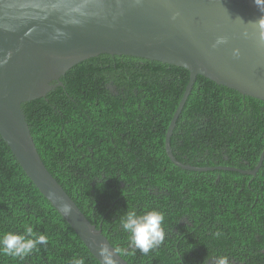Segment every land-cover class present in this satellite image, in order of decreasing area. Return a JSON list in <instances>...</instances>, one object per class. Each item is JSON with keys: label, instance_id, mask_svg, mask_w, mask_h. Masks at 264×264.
Returning a JSON list of instances; mask_svg holds the SVG:
<instances>
[{"label": "trees", "instance_id": "trees-1", "mask_svg": "<svg viewBox=\"0 0 264 264\" xmlns=\"http://www.w3.org/2000/svg\"><path fill=\"white\" fill-rule=\"evenodd\" d=\"M120 57L83 61L60 78L62 87L52 82L45 97L22 104L48 172L128 264H219L220 258L227 264H264V155L254 175L174 166L164 140L189 73ZM110 83L117 95L108 90ZM181 111L169 139L177 161L196 168L254 170L264 151V102L197 76ZM151 210L164 217L165 239L148 254L133 252L120 217ZM185 215L192 226L179 225ZM27 226L45 235L47 245L23 260L0 254V264H71L73 257L99 264L0 137V236L22 235Z\"/></svg>", "mask_w": 264, "mask_h": 264}, {"label": "water", "instance_id": "water-1", "mask_svg": "<svg viewBox=\"0 0 264 264\" xmlns=\"http://www.w3.org/2000/svg\"><path fill=\"white\" fill-rule=\"evenodd\" d=\"M254 0H0V137L39 193L102 264L100 245L114 264H128L91 224L44 166L30 134L22 104L62 87L60 78L99 55L127 56L186 70L188 83L167 128L165 154L179 169L169 139L197 76L264 102V20ZM227 43L214 47L217 38ZM239 49V58L232 55ZM11 53L9 58L8 54ZM71 213L65 215L62 205Z\"/></svg>", "mask_w": 264, "mask_h": 264}, {"label": "clouds", "instance_id": "clouds-1", "mask_svg": "<svg viewBox=\"0 0 264 264\" xmlns=\"http://www.w3.org/2000/svg\"><path fill=\"white\" fill-rule=\"evenodd\" d=\"M254 4L262 14L260 19L256 21L259 25L261 20H264V0H254ZM261 38L264 39V29L261 30ZM226 43L227 39L225 37H219L214 47ZM232 55L234 58H239V49H233ZM8 56L10 58L11 53ZM6 62L7 60L0 61V67L4 66ZM62 210L65 215L71 213V208L67 204L62 205ZM163 219V215L156 210L145 212L142 215H138L135 211H126L120 217V225L123 231L129 235V247L133 249V252L139 250L142 254H148L151 250L163 243L165 239V233L162 227ZM47 243L48 238L45 235H36L34 234L33 228L27 226L25 233L22 235L8 232L0 236V254L23 260L34 251H39V245L46 246ZM98 253L101 257L102 264H114L111 258V252L106 246L100 245ZM71 264H85V259L83 257H73ZM219 264H227L226 258H220Z\"/></svg>", "mask_w": 264, "mask_h": 264}, {"label": "bare ground", "instance_id": "bare-ground-1", "mask_svg": "<svg viewBox=\"0 0 264 264\" xmlns=\"http://www.w3.org/2000/svg\"><path fill=\"white\" fill-rule=\"evenodd\" d=\"M112 58H113V57H112ZM120 58H121V57H120ZM126 60H127V59H126ZM96 62H97V61H96ZM118 62H119V61H118ZM105 63H106V62H105ZM86 65H87V64H86ZM114 66H115V65H114ZM116 66H117V65H116ZM128 66H129V65H128ZM125 67H126V66H125ZM125 67H124V68H125ZM167 67H168V66H167ZM114 68H115V67H114ZM120 68H122V67H120ZM132 68H133V67H132ZM160 68H161V67H160ZM107 70H109V69H107ZM107 70H106V71H107ZM135 70H136V69H135ZM173 70H174V69H173ZM112 71H113V70H112ZM126 71H127V70H126ZM120 72H121V71H120ZM177 72H178V71H177ZM114 73H115V72H114ZM152 73L154 74V72H152ZM152 73H151V74H152ZM78 74H79V73H78ZM93 74H94V73H93ZM115 74H117V73H115ZM127 74H128V72H127ZM133 74H134V73H133ZM181 74H183V73H181ZM83 77H84V76H83ZM104 77H105V76H104ZM120 77H121V76H120ZM138 77H139V75H138ZM146 78H147V77H146ZM141 79H142V78H141ZM119 81H120V79H119ZM136 82H137V81H136ZM179 82H180V81H179ZM184 82H185V81H184ZM130 83H131V82H130ZM98 84H99V83H98ZM172 84H173V83H172ZM113 85H114V84H113ZM177 87H178V86H177ZM137 88H138V86H137ZM103 89H104V88H103ZM130 89H131V88H130ZM135 89H136V88H135ZM174 89H175V88H174ZM139 90H140V88H139ZM193 90H194V89H193ZM67 92H68V91H67ZM170 92H171V91H170ZM178 92H179V91H178ZM172 93H173V92H172ZM174 93H175V92H174ZM192 93H193V91H192ZM72 94H73V93H72ZM72 94H71V95H72ZM151 94H153V93H151ZM69 95H70V94H69ZM71 95H70V96H71ZM83 95H84V94H83ZM156 95H157V94H156ZM168 96H169V95H168ZM131 97H132V96H131ZM152 98H153V97H152ZM177 98H178V97H177ZM79 100H80V99H79ZM152 100H153V99H152ZM82 102H83V101H82ZM87 102H88V101H87ZM136 102H137V101H136ZM50 103H51V102H50ZM50 103H49V104H50ZM85 103H86V101H85ZM91 103H92V102H91ZM98 103H99V102H98ZM99 104H100V103H99ZM53 105H54V104H53ZM84 105H85V104H84ZM97 105H98V104H97ZM56 106H58V105H56ZM86 106H87V105H86ZM114 106H115V105H114ZM99 107H100V106H99ZM87 108L89 109L90 107H87ZM97 108H98V107H97ZM129 108H130V107H129ZM83 109H85V108H83ZM83 109H82V110H83ZM95 110H96V109H95ZM120 110H121V109H120ZM148 110H149V109H148ZM183 110H184V109H183ZM116 111H117V110H116ZM122 111H123V110H122ZM52 112H53V111H52ZM102 112H103V111H102ZM112 112H113V111H112ZM118 112H119V111H118ZM123 112H124V111H123ZM181 112H182V111H181ZM183 112H184V111H183ZM63 114H64V113H63ZM113 114H114V113H113ZM115 114H116V113H115ZM124 114H125V113H124ZM68 115H69V114H68ZM117 115H118V113L116 114V117H117ZM125 115H126V114H125ZM182 115H183V114H182ZM63 116H64V115H63ZM114 116H115V115H114ZM127 116H128V115H127ZM109 117H110V116H109ZM135 117H136V116H135ZM211 118H212V117H211ZM118 119H119V117H118ZM99 120H100V119H99ZM127 120H128V119H127ZM133 120H134V119H133ZM128 122H129V121H128ZM130 123H131V122H130ZM140 125H141V124H140ZM114 126H115V125H114ZM114 126H113V127H114ZM141 127H142V126H141ZM116 128H117V126H116ZM107 129H108V128H107ZM137 129H138V128H137ZM97 130H98V128H97ZM103 130H105V129H103ZM112 131H113V130H112ZM127 131L129 132V130H127ZM241 131H242V130H241ZM114 132H115V131H114ZM120 132H121V131H120ZM134 132H135V131H134ZM138 132H139V131H138ZM129 134H131V133H129ZM144 134H145V133H144ZM132 135H133V133H132ZM104 136H105V135H104ZM89 137H91V135H90ZM89 137H88V138H89ZM91 138H92V137H91ZM96 141H97V140H96ZM77 142H78V140H77ZM101 142H102V141H101ZM134 142H135V141H134ZM134 142H133V143H134ZM137 143H138V142H137ZM83 146H84V145H83ZM87 146H88V144H87ZM133 147H134V146H133ZM99 148H100V147H99ZM80 149H81V148H80ZM98 151H100V150H98ZM101 151H102V150H101ZM139 152H140V151H139ZM97 154H98V153H97ZM92 160H93V159H92ZM129 166H130V165H129ZM148 168H149V166H148ZM148 170H150V168H149ZM142 173H143V172H142ZM150 173H151V172H150ZM150 173H148V174H150ZM136 176H137V175H136ZM153 177H154V176H153ZM110 178H111V177H110ZM154 178H155V177H154ZM181 181H182V180H181ZM144 182H145V181H144ZM154 182H155V181H154ZM185 182H186V181H185ZM111 183H112V182H111ZM141 183H142V182H141ZM115 184H116V183H115ZM127 184H128V183H127ZM133 184H134V183H133ZM143 185H144V184H143ZM112 187H113V186H112ZM145 187H146V186H145ZM127 188H128V187H127ZM178 188H179V187H178ZM192 188H194V187H192ZM189 189H190V188H189ZM192 190H193V189H192ZM195 190H196V189H195ZM159 191H160V190H159ZM188 192H189V191H188ZM126 194H127V193H126ZM178 194H179V193H178ZM98 195H99V194H98ZM118 195H119V194H118ZM134 195H135V194H134ZM197 195H198V194H196V196H197ZM151 196H152V195H151ZM188 196H189V195H188ZM196 196H194V197H196ZM100 197H101V196H100ZM104 197H105V196H104ZM189 197H190V196H189ZM194 197H193V198H194ZM198 197H199V196H198ZM186 198H187V197H186ZM123 199H124V198H123ZM131 199H132V198H131ZM135 199H136V198H135ZM196 199H197V198H196ZM200 199H201V198H199V200H198V199H197V200H198V201H201ZM95 200H96V199H95ZM203 200H205V199H203ZM131 202H132V201H131ZM135 203H136V202H135ZM194 203H195V202H194ZM200 203H201V202H200ZM202 203H203V202H202ZM123 204H124V203H123ZM131 204H132V203H131ZM164 204H166V203H164ZM204 204H205V203H204ZM90 205H91V204H90ZM127 205H128V204H127ZM133 205H134V204H133ZM135 205H136V204H135ZM207 205H208V204H207ZM103 206H104V205H103ZM107 206H108V205H107ZM128 206H129V205H128ZM158 206H159V205H158ZM195 206H196V204H195ZM195 206H194V207H195ZM205 206H206V205H205ZM117 207H118V206H117ZM102 208H103V207H102ZM178 208H179V207H178ZM178 208H177V209H178ZM198 208H199V206H198ZM205 208H206V207H205ZM126 209H128V208H126ZM126 209H125V210H126ZM194 209H195V208H194ZM199 209H200V208H199ZM206 209L208 210V208H206ZM206 209H204V210L206 211ZM112 210H113V209H112ZM112 210H111V211H112ZM196 210H197V209H196ZM204 210L202 209V211H204ZM101 211H102V210H101ZM202 211H201V212H202ZM205 211H204V212H205ZM208 213H209V212H208ZM204 214H205V213H204ZM175 215H176V214H175ZM194 215H195V214H194ZM198 216H199V215H198ZM173 217H174V216H173ZM257 217H259V216H257ZM257 217H256V218H257ZM191 218H192V217H191ZM195 218H196V217H195ZM195 218H194V219H195ZM259 219H260V218H259ZM171 220H172V219H171ZM254 220H255V219H254ZM260 221H261V220H260ZM262 221H263V220H262ZM172 222H173V221H172ZM263 222H264V221H263ZM262 224H263V223H262ZM201 234H202V232H201ZM203 239H204V238H203ZM181 240H182V239H181ZM172 242H173V241H172ZM184 245H185V243H184ZM178 246H179V245H178ZM176 247H177V246H176ZM207 247H208V246H207ZM201 249H202V248H201ZM197 250H198V249H197ZM203 250H204V249H203ZM209 250H210V249H209ZM188 252H189V251H188ZM178 253H179V252H178ZM202 253H203V252H202ZM187 254H188V253H187ZM187 254H186V255H187ZM183 255H184V254H183ZM196 255H197V254H196ZM198 255H199V254H198ZM194 256H195V255H194ZM201 257H202V256H201ZM203 257H204V256H203Z\"/></svg>", "mask_w": 264, "mask_h": 264}, {"label": "flooded vegetation", "instance_id": "flooded-vegetation-1", "mask_svg": "<svg viewBox=\"0 0 264 264\" xmlns=\"http://www.w3.org/2000/svg\"><path fill=\"white\" fill-rule=\"evenodd\" d=\"M108 90L113 94V95H117V89L114 85H112L111 83L109 85H107ZM179 225H188V226H192L191 223H189L187 216H183L180 221H179ZM207 264H211L210 262H207Z\"/></svg>", "mask_w": 264, "mask_h": 264}]
</instances>
